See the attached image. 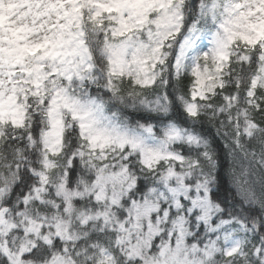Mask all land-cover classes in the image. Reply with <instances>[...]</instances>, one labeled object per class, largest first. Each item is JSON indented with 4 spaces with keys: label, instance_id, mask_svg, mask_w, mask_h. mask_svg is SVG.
<instances>
[{
    "label": "snow or ice",
    "instance_id": "obj_1",
    "mask_svg": "<svg viewBox=\"0 0 264 264\" xmlns=\"http://www.w3.org/2000/svg\"><path fill=\"white\" fill-rule=\"evenodd\" d=\"M0 264H264V0H0Z\"/></svg>",
    "mask_w": 264,
    "mask_h": 264
}]
</instances>
